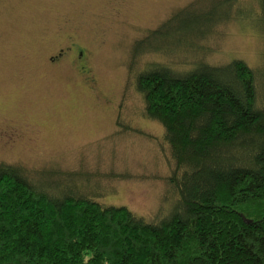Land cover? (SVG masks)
I'll use <instances>...</instances> for the list:
<instances>
[{
  "label": "rangeland",
  "instance_id": "obj_1",
  "mask_svg": "<svg viewBox=\"0 0 264 264\" xmlns=\"http://www.w3.org/2000/svg\"><path fill=\"white\" fill-rule=\"evenodd\" d=\"M259 13L257 0H0V164L159 221L177 199L175 168L136 77L238 59L262 94Z\"/></svg>",
  "mask_w": 264,
  "mask_h": 264
},
{
  "label": "trees",
  "instance_id": "obj_2",
  "mask_svg": "<svg viewBox=\"0 0 264 264\" xmlns=\"http://www.w3.org/2000/svg\"><path fill=\"white\" fill-rule=\"evenodd\" d=\"M257 1L264 33V0ZM257 79L238 59L137 75L144 115L163 127L175 168L167 182L177 199L157 222L70 190L55 194L0 164V264H264Z\"/></svg>",
  "mask_w": 264,
  "mask_h": 264
},
{
  "label": "flooded vegetation",
  "instance_id": "obj_3",
  "mask_svg": "<svg viewBox=\"0 0 264 264\" xmlns=\"http://www.w3.org/2000/svg\"><path fill=\"white\" fill-rule=\"evenodd\" d=\"M73 50H76V48L74 47ZM62 55H63V53L60 52V53L58 54V56L55 57V58H59V57H61ZM77 56L81 58V57L83 56V50H78ZM53 60H54V58L51 59V61H53ZM81 69H82V68H81ZM84 72H85V71H84ZM84 74H87V72H85Z\"/></svg>",
  "mask_w": 264,
  "mask_h": 264
}]
</instances>
